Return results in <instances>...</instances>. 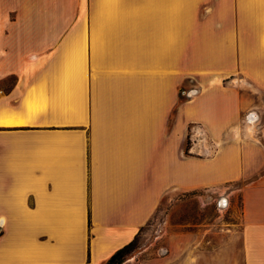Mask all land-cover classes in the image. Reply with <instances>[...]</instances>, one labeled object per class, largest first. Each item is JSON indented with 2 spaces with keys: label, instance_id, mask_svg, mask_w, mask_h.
Instances as JSON below:
<instances>
[{
  "label": "crops",
  "instance_id": "0c3cea01",
  "mask_svg": "<svg viewBox=\"0 0 264 264\" xmlns=\"http://www.w3.org/2000/svg\"><path fill=\"white\" fill-rule=\"evenodd\" d=\"M263 94L264 0H0V264H103L235 182L226 240L138 264H264Z\"/></svg>",
  "mask_w": 264,
  "mask_h": 264
},
{
  "label": "rangeland",
  "instance_id": "374dc122",
  "mask_svg": "<svg viewBox=\"0 0 264 264\" xmlns=\"http://www.w3.org/2000/svg\"><path fill=\"white\" fill-rule=\"evenodd\" d=\"M260 100L263 101L261 110L264 117V94ZM243 184L235 182L198 189L191 193L165 195L153 217L138 233L137 248L132 256L135 260L132 264H138L150 256L165 254L171 246L170 237L180 231L204 235L200 244L203 248L222 243L228 237L232 223L240 220L239 191ZM224 200L225 205L222 203Z\"/></svg>",
  "mask_w": 264,
  "mask_h": 264
},
{
  "label": "trees",
  "instance_id": "16d2710c",
  "mask_svg": "<svg viewBox=\"0 0 264 264\" xmlns=\"http://www.w3.org/2000/svg\"><path fill=\"white\" fill-rule=\"evenodd\" d=\"M180 97L182 99L187 98L186 92L184 91V89L180 90ZM189 145H190V140L187 139V142L185 145L186 154H189ZM194 191L195 190L190 191V192H185V193H191ZM89 224H90V221H89ZM137 237H138V234L135 236V238L132 241H130L129 243L125 244L121 248L117 249L114 253H112L110 257L103 264H123L125 261L132 258L137 248V241H138Z\"/></svg>",
  "mask_w": 264,
  "mask_h": 264
},
{
  "label": "water",
  "instance_id": "95a60500",
  "mask_svg": "<svg viewBox=\"0 0 264 264\" xmlns=\"http://www.w3.org/2000/svg\"><path fill=\"white\" fill-rule=\"evenodd\" d=\"M258 118V114L255 111H251L248 115H247V120L249 122H253ZM224 205L226 204V201L224 200L222 202Z\"/></svg>",
  "mask_w": 264,
  "mask_h": 264
},
{
  "label": "built area",
  "instance_id": "2783aa9c",
  "mask_svg": "<svg viewBox=\"0 0 264 264\" xmlns=\"http://www.w3.org/2000/svg\"><path fill=\"white\" fill-rule=\"evenodd\" d=\"M251 112V111H250ZM250 112H248L247 114H246V120H247V115L250 113ZM256 112V111H255ZM257 113V112H256ZM258 119V118H257ZM257 119L255 120V121H257ZM248 121V120H247ZM249 122V121H248ZM254 122V121H253Z\"/></svg>",
  "mask_w": 264,
  "mask_h": 264
}]
</instances>
